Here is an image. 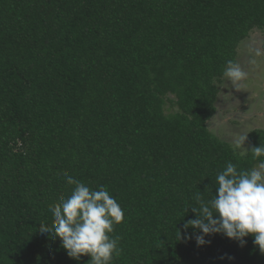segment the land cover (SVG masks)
I'll use <instances>...</instances> for the list:
<instances>
[{"label": "trees", "instance_id": "16d2710c", "mask_svg": "<svg viewBox=\"0 0 264 264\" xmlns=\"http://www.w3.org/2000/svg\"><path fill=\"white\" fill-rule=\"evenodd\" d=\"M254 30L264 51V0H0V264H88L39 231L64 172L120 204L112 264H264L252 237L184 228L227 163H258L208 129Z\"/></svg>", "mask_w": 264, "mask_h": 264}, {"label": "clouds", "instance_id": "9594fccd", "mask_svg": "<svg viewBox=\"0 0 264 264\" xmlns=\"http://www.w3.org/2000/svg\"><path fill=\"white\" fill-rule=\"evenodd\" d=\"M246 77L239 63L226 62L223 78L227 83L236 89ZM246 139L247 136L239 137L237 147H243ZM244 150L258 161L256 166L238 171L234 164L227 163L217 174L216 195L208 201L197 197L199 207L191 208L196 218L187 221L184 228L194 230L198 245L213 234L242 243L252 237L264 254V145ZM63 176L67 185H74L71 195H61L57 203L49 206L53 222L50 226L40 225L39 231L59 238L67 255L76 261L89 256L88 264H112L122 253L120 237L112 235L115 226L124 220L120 204L106 186L94 190L67 172Z\"/></svg>", "mask_w": 264, "mask_h": 264}, {"label": "rangeland", "instance_id": "374dc122", "mask_svg": "<svg viewBox=\"0 0 264 264\" xmlns=\"http://www.w3.org/2000/svg\"><path fill=\"white\" fill-rule=\"evenodd\" d=\"M263 34L257 30L238 45L236 62L246 71L247 77L236 89L223 76L215 83L218 94L215 112L208 129L220 139L236 145L239 137L252 130L264 129V51ZM246 141L243 145L245 148ZM239 150L241 153L244 148Z\"/></svg>", "mask_w": 264, "mask_h": 264}]
</instances>
